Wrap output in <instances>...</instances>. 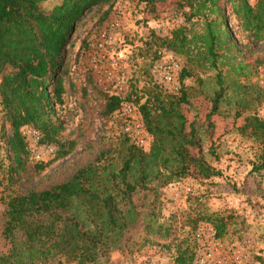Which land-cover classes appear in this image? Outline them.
<instances>
[{"label":"trees","instance_id":"trees-1","mask_svg":"<svg viewBox=\"0 0 264 264\" xmlns=\"http://www.w3.org/2000/svg\"><path fill=\"white\" fill-rule=\"evenodd\" d=\"M46 1L0 0V135L10 154L6 172L0 177V203L5 205L3 233L11 242L0 255V264H98L103 255L119 246L128 230L144 219L138 195L155 192L147 212L154 220L160 189L186 177L209 179L222 174L206 159L198 136V113L193 120L186 113V108L193 105L194 94L185 80L197 75L196 66L218 68L220 60L238 70L251 68L243 59L236 66L228 56L231 53L237 60L242 53L229 31L228 15L238 20L239 31L249 42L259 45L264 41V0L256 5L249 0H137L145 4V21L158 19L165 11L185 19L169 35H153L154 42L187 58L180 92L166 93L150 76V87L134 99L152 137L148 149L131 142L123 132L125 121L117 119L122 104L133 101L132 95L123 97L104 91L92 75H86L88 83H83L81 77L70 75L67 62L73 37L86 12L106 9L103 16H107L116 0H62L50 10L43 6ZM198 21L202 22L201 30L195 28ZM254 60V66L264 65V53ZM218 75L220 86L213 94L200 92L210 102L204 132L212 138L214 118L220 114L227 94L222 75ZM196 79L203 84L201 77ZM67 86L83 116L71 135L64 138L65 123L57 106L64 104ZM239 86L246 99L249 84ZM255 93L260 101L264 100V91ZM95 95L104 100L101 115L106 123L112 118L121 127L116 141L67 180L23 191L22 186L32 183L48 164L68 157L90 136ZM243 114L241 109L236 112L237 118L244 117L237 129L258 143L252 172L264 175V118L257 112ZM25 125L40 130L43 143L57 146L54 159L34 160L21 132ZM30 160L36 163L31 166ZM228 220L230 216L221 212L199 213L192 224L196 227L200 221H208L216 237L221 238ZM148 222L150 232L153 223ZM163 227L159 225L160 230H166L165 236L176 232ZM166 246L174 249L175 264H193L195 251L189 237ZM259 264H264V259Z\"/></svg>","mask_w":264,"mask_h":264},{"label":"rangeland","instance_id":"rangeland-1","mask_svg":"<svg viewBox=\"0 0 264 264\" xmlns=\"http://www.w3.org/2000/svg\"><path fill=\"white\" fill-rule=\"evenodd\" d=\"M61 1L48 0L43 6L50 10ZM249 1L256 5L261 0ZM144 8L145 4H140L137 0H116L107 16H103L106 9L98 11L94 8L86 12L69 50L67 62L70 75L81 77L83 83H88L86 75H92L97 87L108 91L91 64V57L99 33L119 12L125 27L115 33L109 53L120 62L122 71L129 80L128 93L136 103L134 99L144 95L145 90L150 87V66L154 55L158 49L166 48L160 42H154L153 35L165 37L185 23L183 15H175L169 11L163 12L158 19L145 21ZM228 24L235 45L242 50L237 60L232 58L231 53L228 54L229 58L236 66L239 65L238 60L243 59L252 65L251 68L238 70L232 67L231 63L220 60L218 68L196 66L197 75L185 80V85L192 87L191 93L194 94L193 105L186 108V113L190 120L198 113V136L206 159L220 169L222 174L209 179L186 177L160 189L157 216L154 220L149 219L147 212L156 198L155 192L148 191L138 195L137 202L143 210L144 219L128 230L119 246L112 249L108 255H103L98 264H175L174 249H168L166 244L185 237H189L190 244L194 246L193 264H259L261 258L264 259V175L252 172L258 155V143L237 129V126L244 122V117H236L237 110L241 109L243 116L257 112L264 118V100L260 101L255 93L264 91V65L254 66V59L264 53V41L259 45L249 42L239 31L238 20L234 15H228ZM195 28L201 30L202 22H196ZM176 55L184 66L187 62L186 56ZM219 72L224 85L227 86V94L222 102L220 114L214 118L215 131L212 138L204 132L210 102L200 92L204 90L211 95L219 88ZM198 77L203 79V84L197 81ZM245 82L249 84L250 89L246 99L245 94L241 95L239 86V83ZM67 87L64 104L57 106V111L65 123L64 138L71 135L83 116L77 109L70 86ZM110 90L112 93V88ZM103 101L101 96H93L94 128L90 136L83 140L71 155L48 164L32 183L22 186L23 191L67 180L78 168L92 162L104 148L116 141L121 127L112 118L106 123L101 115ZM119 117L123 118L119 115L117 119ZM2 123L0 102V131ZM0 146V177H3L10 154L1 135ZM35 163L30 160L31 166ZM4 212L5 205L0 203V255L11 246L10 240H7L3 233ZM218 212L230 216L225 235L221 238L215 237L214 240L205 235L199 240L196 233L200 225L212 227L214 230L215 228L208 221H200L194 227L192 219L199 213L209 215ZM148 221L153 223L150 232L146 228ZM160 224L164 225L163 228L171 227L176 232L165 236L166 230H160ZM203 242H206V246H203ZM206 253L208 255L205 256ZM201 257L204 258L202 263L199 261Z\"/></svg>","mask_w":264,"mask_h":264},{"label":"built area","instance_id":"built-area-1","mask_svg":"<svg viewBox=\"0 0 264 264\" xmlns=\"http://www.w3.org/2000/svg\"><path fill=\"white\" fill-rule=\"evenodd\" d=\"M119 14L118 12L112 17L106 27L99 33L94 44L91 64L101 77L100 80L106 84L105 87L108 91H111L110 89L112 88V93L125 97L130 87L128 77L122 71L120 62L109 53L110 46L115 40V33L125 27ZM182 69L183 65L177 55L167 48H161L157 50L156 56L151 63L150 76L152 82L166 93L178 94L182 88ZM120 114L125 121L123 125L124 134H126L131 142L148 149L152 137L146 129L140 106L133 101H125L122 104ZM21 132L28 143L29 151L35 161L48 162L56 157L57 146L43 143L40 130L25 125L22 127ZM205 235L210 240H214L216 231L212 227L200 225L196 236L201 240ZM208 245L210 246V242H208ZM203 246H206V242H203ZM209 256H211L210 253ZM199 261L201 263L204 262V258L201 257Z\"/></svg>","mask_w":264,"mask_h":264}]
</instances>
